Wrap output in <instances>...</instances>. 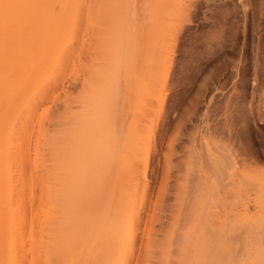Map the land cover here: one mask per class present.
I'll use <instances>...</instances> for the list:
<instances>
[{
    "label": "rangeland",
    "instance_id": "374dc122",
    "mask_svg": "<svg viewBox=\"0 0 264 264\" xmlns=\"http://www.w3.org/2000/svg\"><path fill=\"white\" fill-rule=\"evenodd\" d=\"M218 231L264 264V0H0V264H195Z\"/></svg>",
    "mask_w": 264,
    "mask_h": 264
},
{
    "label": "bare ground",
    "instance_id": "6f19581e",
    "mask_svg": "<svg viewBox=\"0 0 264 264\" xmlns=\"http://www.w3.org/2000/svg\"><path fill=\"white\" fill-rule=\"evenodd\" d=\"M154 9V8H153ZM108 155L105 154L104 159L102 160V165L107 163ZM105 189L103 185V179L96 178L95 180L89 183L88 188V201L83 206V210L86 212L89 209H92L90 213L87 214V220H93L98 218V214L95 212V207L104 199L102 190ZM103 192V193H102ZM90 211V210H89ZM85 219V220H86ZM136 223V221H135ZM130 230V229H129ZM127 231V230H126ZM125 230H121L120 235L127 233ZM134 233V229H132ZM224 240L223 237L219 234V231L215 234L213 239L209 242H206L205 245H202L200 250V257L194 262L195 264H223L220 263L222 251L224 252ZM126 262V260H125ZM215 262V263H214Z\"/></svg>",
    "mask_w": 264,
    "mask_h": 264
}]
</instances>
